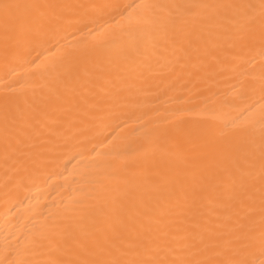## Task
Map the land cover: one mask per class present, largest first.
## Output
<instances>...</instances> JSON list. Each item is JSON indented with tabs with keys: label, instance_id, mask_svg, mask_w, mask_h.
Returning <instances> with one entry per match:
<instances>
[{
	"label": "bare ground",
	"instance_id": "bare-ground-1",
	"mask_svg": "<svg viewBox=\"0 0 264 264\" xmlns=\"http://www.w3.org/2000/svg\"><path fill=\"white\" fill-rule=\"evenodd\" d=\"M21 2L23 30L0 22V264L117 233L196 258L194 239L258 232L261 0Z\"/></svg>",
	"mask_w": 264,
	"mask_h": 264
},
{
	"label": "snow or ice",
	"instance_id": "snow-or-ice-1",
	"mask_svg": "<svg viewBox=\"0 0 264 264\" xmlns=\"http://www.w3.org/2000/svg\"><path fill=\"white\" fill-rule=\"evenodd\" d=\"M261 21L264 25V0H261ZM39 5L22 3L21 0H0V22L5 31L9 29L23 30L28 19L18 15L21 9L36 8ZM146 8L155 7L144 5ZM191 7V6H189ZM253 19L249 17V20ZM251 39V37H248ZM261 55L264 56V30L261 33ZM264 74V69H262ZM261 220L258 232L255 228L238 225L230 239L217 242L214 237L207 239L200 237L193 240L196 258L163 259L146 255L140 251L143 246L139 237L131 234L117 233L103 240H94L91 243L81 242L80 258L69 264H252L246 258V252L252 246L259 244L264 251V140L261 144ZM251 199V195L248 197ZM244 201H242V204Z\"/></svg>",
	"mask_w": 264,
	"mask_h": 264
}]
</instances>
